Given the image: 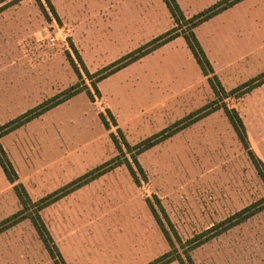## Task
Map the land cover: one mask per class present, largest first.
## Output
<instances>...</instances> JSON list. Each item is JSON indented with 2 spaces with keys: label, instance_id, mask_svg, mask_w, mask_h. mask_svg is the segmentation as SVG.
Returning <instances> with one entry per match:
<instances>
[{
  "label": "rangeland",
  "instance_id": "374dc122",
  "mask_svg": "<svg viewBox=\"0 0 264 264\" xmlns=\"http://www.w3.org/2000/svg\"><path fill=\"white\" fill-rule=\"evenodd\" d=\"M136 1L0 0V123L81 91L1 147L21 140L35 173L62 170L60 191L95 177L58 208L64 223L56 224L54 207L40 209L49 196L40 198L36 178L22 205L0 170V264H55L37 217L53 234L74 227L75 235H50L64 264H150L167 254L171 264H264V209L218 235L231 217L264 206V181L222 110H235L239 95L186 83L161 56L103 72L137 48L134 36L145 43L152 34L135 33ZM14 216L21 221L1 230Z\"/></svg>",
  "mask_w": 264,
  "mask_h": 264
},
{
  "label": "crops",
  "instance_id": "0c3cea01",
  "mask_svg": "<svg viewBox=\"0 0 264 264\" xmlns=\"http://www.w3.org/2000/svg\"><path fill=\"white\" fill-rule=\"evenodd\" d=\"M137 1H139V4ZM137 1L135 3H137L138 12L132 14L135 33H141L144 27V29L150 30L152 34L145 43L142 42L140 35V37L138 35L134 36V38L140 41V44L135 46L137 48L134 51L169 32L175 26L162 0H151L152 3L149 2V5L144 6L142 5V0ZM221 1L223 0H175L182 15L186 19H190L212 8ZM146 14H148V17L144 20L143 15ZM150 32H148V34H150ZM193 34L212 69V75H210L209 78L215 77L224 92H232L264 75V0H243L196 27L193 30ZM160 56L167 64H171L176 69V71L170 72L173 73V76L177 75L181 77L186 83L192 80L207 81L208 83V77L202 74L183 37L176 38L140 59L137 61L138 63L135 62L136 64H133L134 66H138L142 62ZM180 64L181 66H179ZM184 65L193 72L191 79L185 78L190 74L182 72L181 69L184 68ZM149 75L154 79L155 72H149ZM208 85L210 84L208 83ZM13 100L15 109L23 105L22 100H17L15 97ZM236 101L237 108L233 110L242 121L249 150L254 157L264 165V81L248 93L237 98ZM44 102H46V100ZM39 105L40 104L20 109L19 116H22ZM46 113L1 139L6 140L10 139L12 136H16L23 128L43 119ZM16 118L17 117H12V120ZM2 125L3 124L0 123V126ZM22 144L23 142L18 140L12 147H8L7 149L1 147L17 176V182L15 184L9 183L12 188L16 185H20L23 189L28 190V185L36 178V181L39 183V190L44 192L40 197L41 199L51 196L63 189L62 170L55 169L53 173L47 174L44 172L42 175L35 173L33 164L20 154V150H22L23 147ZM86 186L87 184L56 200L53 204L43 209V212H47L54 207L56 211L54 221L56 224L64 223L58 208L63 205L72 204L75 201L76 194L82 191ZM41 221L43 224L46 223L42 219ZM63 226L60 225L59 227H55L56 234H53L52 231L51 233L47 228L46 230L49 235L76 234L73 232L75 229L72 225L68 227Z\"/></svg>",
  "mask_w": 264,
  "mask_h": 264
},
{
  "label": "trees",
  "instance_id": "16d2710c",
  "mask_svg": "<svg viewBox=\"0 0 264 264\" xmlns=\"http://www.w3.org/2000/svg\"><path fill=\"white\" fill-rule=\"evenodd\" d=\"M164 4L166 5V8L168 9L173 21H174V28L170 30L169 32L165 33L164 35L152 40L151 42L147 43L143 47L139 48L138 50L132 52L131 54L126 55L125 57L121 58L117 62L113 63L108 67L107 69H103L104 73H108L109 75H112L116 72H119L120 70L128 67L129 65L139 61L140 59L144 58L145 56L151 54L152 52L156 51L157 49L163 47L164 45L168 44L169 42L175 40L178 37H183L186 45L191 52L194 60L196 61L198 67L200 68L202 74L205 77H208V83L210 84L214 95L216 97L218 94L224 93L223 89L218 84V81L215 77L209 78L210 75H212V69L210 67L209 62L207 61L202 49L200 48L198 42L196 41L193 30L201 25L202 23L208 21L209 19L213 18L214 16L222 13L223 11L231 8L232 6L238 4L239 2L243 0H223L213 6L212 8L190 18L186 19L182 15L180 9L178 8V5L176 4L175 0H162ZM183 27L187 28V31L183 29ZM183 30V32H182ZM88 74V73H87ZM103 74V73H102ZM105 78V77H103ZM102 78V79H103ZM264 81V75L260 76L256 80H253L249 82L246 85H243L242 87L232 91L229 93L228 96H235L236 94L239 95L240 98L244 94L248 93L250 90L258 86ZM81 91L78 90L76 87H71L68 90L58 94L57 96L53 97L52 99L42 103L38 107L26 112L19 118L12 120L8 122L7 124L0 127V139L7 136L8 134L12 133L13 131L21 128L22 126L26 125L27 123L39 118L40 116L44 115L46 112H49L50 110L64 104L65 102L69 101L70 99L74 98L78 94H80ZM98 94V92L96 91ZM87 96L89 100H93V97L91 93L88 91ZM207 110V109H206ZM206 110H202L201 114H206ZM225 117L227 118L229 124L231 125L233 131L235 132L239 142L244 146L245 150L248 151L249 156L251 160L253 161L254 165L256 166V169L258 170V173L262 180L264 181V165L257 160L254 155L251 153L248 147L247 138L244 126L242 124L241 119L239 118L238 114L234 110H228L226 107L222 108ZM154 143H149V145H146L142 147V150H146L153 146ZM0 168L3 171L7 181L10 184H15L17 182V176L12 168V165L10 164L6 154L4 153L3 149L0 146ZM106 172V171H105ZM104 173V172H103ZM100 173L99 175L103 174ZM97 175V176H99ZM95 177H84L81 180H78L70 185L67 186L62 191H58L57 193L49 196L47 199H44L39 202L40 209H44L48 207L50 204L55 202L56 200L60 199L61 197L65 196L66 194L74 191L75 189L85 185L87 182H90L91 180H94ZM14 191L16 192V195L22 205H25V201H29L24 189L20 185H16L14 187ZM258 206L255 205L253 207H248L244 209L243 211L239 212L235 216L231 217L224 223L218 226V235L230 230L231 228L243 223L250 217L256 215L257 213L261 212L264 209L263 207L257 208ZM154 214V211H153ZM21 219H17V217H12L11 219L7 220L6 223H8L5 227H3L1 230H6L17 223H19ZM32 224L38 234L39 239L43 243L45 249L49 252L50 256L52 257V260H54L55 264H64L62 258L60 257V254L57 252L52 239L50 238V235L48 234L44 224L42 223L41 219L37 217V219L32 221ZM54 249V251H53ZM174 258H169V255L161 256L160 258L156 259L150 264H171L174 262ZM180 264H184L183 261L179 260Z\"/></svg>",
  "mask_w": 264,
  "mask_h": 264
}]
</instances>
